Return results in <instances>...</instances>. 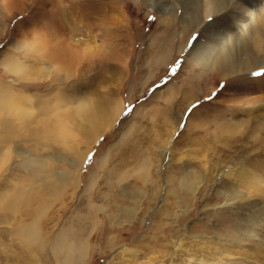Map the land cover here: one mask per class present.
<instances>
[{
    "label": "rangeland",
    "instance_id": "obj_1",
    "mask_svg": "<svg viewBox=\"0 0 264 264\" xmlns=\"http://www.w3.org/2000/svg\"><path fill=\"white\" fill-rule=\"evenodd\" d=\"M19 2L21 8L6 13L0 0V86L18 90L22 94H13L25 99L48 92V79L38 78L24 64L22 76L1 65L14 58L20 62L25 54L20 48L30 53L38 26L58 43L79 45L80 58L104 54L108 46L103 39L113 36L109 42L118 41L119 54L127 58L126 75L117 82L106 78L98 83L94 76L101 67L94 63L95 72L76 73L64 85L52 83L64 92L73 86L77 97L105 95L121 101L123 109L113 127L88 146L70 134L82 163L75 182L51 197L45 212L36 203L41 189H29L38 184L30 177L37 174L34 168L44 167L38 175L48 181L53 179L47 167L54 172L68 169L54 158L33 162L30 168L13 153L3 160L0 264H54L48 250L61 228L85 239L83 264H264V130H255L252 121L262 114L258 120L264 122V94L258 107L246 109L221 103L218 93L224 86L264 79V32L261 51L246 41L241 59L262 67L228 73L210 67L213 54L203 51L239 34L229 12L204 18V8L192 0H163L155 6L137 0L130 11L99 5L109 0ZM75 62L79 72L84 66ZM29 64L40 68L33 60ZM94 89L97 94H91ZM14 114L9 105L6 112L0 110V120ZM33 153L71 156L55 142ZM228 169L234 176L240 172L237 182L218 176ZM193 177L201 179L194 196L189 187ZM15 185L29 193L5 207V195L9 200L18 195ZM133 208L135 215L129 216ZM33 220L38 240L22 244L14 230L20 221Z\"/></svg>",
    "mask_w": 264,
    "mask_h": 264
},
{
    "label": "bare ground",
    "instance_id": "obj_2",
    "mask_svg": "<svg viewBox=\"0 0 264 264\" xmlns=\"http://www.w3.org/2000/svg\"><path fill=\"white\" fill-rule=\"evenodd\" d=\"M76 1L82 2L83 0ZM136 1L137 0H109V3H99V5H101V7H105L106 9L109 7L125 6V8L129 10L130 4ZM161 1L163 0H139V3L149 2L151 6H155L161 3ZM185 1L187 0H173V2L176 3ZM192 1L195 2V5L202 6L204 8V18L212 15L218 16L224 12L231 13V18L234 20V24H236V29L239 27L241 30L240 32L238 31V35L231 36L228 40L222 39L215 49L213 48L211 51L207 50L206 53L203 51V55H206L207 53L213 54L214 60L210 64V67L224 70L228 73L241 72V70H246L248 73V70L262 67V65H256L255 60L248 64L246 60V62H242L243 60L241 59H243V47L246 41H249L254 49L261 51L263 39L260 38V34L262 35L264 32V0ZM20 2L19 0H4L2 8L6 10V13L11 12L14 7L19 6ZM166 2H168V0H166ZM3 15L4 14L0 9V19ZM88 24L91 27V23L89 22ZM115 25L113 24V26ZM40 29L41 27L38 26V31L40 32L39 36L34 39L31 38L32 42L30 43V53L23 52L22 48H16L19 49L18 52L25 53L22 58L24 60L28 58V62H23L22 58L20 62L15 61V58L8 59L6 62L1 64L7 71L18 70L17 72L19 76H22L23 72L20 71V68L23 67L21 64H24L25 67L32 69L30 71H34L38 78H43L45 80L48 79L51 85L52 83L64 85L67 82V79L75 76L76 73H80V75H83L86 72L89 73L93 69L94 63H96L99 68L101 67V69L96 73V76H94L97 78L98 83L107 82L106 78L108 79V82L109 80H115V82H117L126 75L125 61L127 58H123L119 54L117 46L119 44L118 41H115L116 44L113 43V45L109 42L113 36L110 35L104 37L103 42H106L108 46V49H106V51L104 50V54H97L95 57L91 52V54H82V58H80L77 56L80 55L79 45L72 43H58L59 41L54 40L49 34V31H42ZM115 32L116 31H113L112 35H114ZM118 35L119 34L117 33V36ZM195 46L196 44L194 45V48H197ZM12 57L14 56L12 55ZM31 60H33L34 63L39 64L40 68L30 65L29 62ZM78 60L79 62L82 61V66H84L79 72L77 71L75 62ZM108 61L115 62V65ZM73 64L75 67L72 69ZM104 74H106V76H104ZM256 79H252L251 82L245 86L242 84L237 85L234 88L232 85H228V87L224 86V88L218 92L220 93V102L229 106L233 104L232 106L241 105L248 107L249 105H254V107H258L256 105L260 103L263 98L261 95L264 94V79L262 78L257 82L255 81ZM51 85L49 86L47 93L35 95L33 99H25L19 95L13 94L22 93L18 90L13 92V90L8 88L6 85L5 87L0 86V110L6 112V110L9 109V105H11L16 111V114L13 116H4V119L0 120V165L4 159L9 158L10 153H13L17 156V158L19 157L25 168L33 167V162L37 161L43 163L44 159L54 158L68 169L54 172L50 169V167H47L46 169L49 168L50 178L53 179V181H48L44 178V176H42L43 174L38 175V172H42V168L44 167L34 168L36 171L35 173L37 174L32 172L33 174L30 177H32L31 179L38 181V184L35 187L30 186L29 189L30 191L37 188L41 189L39 190L40 193H42V196L38 197L39 201L36 203H38L39 208L43 212H45L48 206H51V197L59 196L70 181L75 182V172L82 163V157H80L77 153V143L72 139L70 134L75 133L80 138L79 140L83 141L88 146L113 127L114 123L118 119L119 113L123 109L121 101H117L116 103L112 99L107 98L105 95H101L98 98L87 99L85 97H77L76 93H74L75 90L73 86H68V88L64 86L66 88V91L64 92V89L62 90L59 87ZM216 86L217 85H215L213 89H215ZM92 93L97 94L98 90L94 89L91 94ZM254 93L255 96H253ZM52 95L57 96H55L56 98H50ZM13 99L17 101L21 100V103L11 101ZM254 107L253 111L256 110V108L254 110ZM250 108L251 107H248L246 109ZM260 115L262 114L254 115L252 120L254 122V129L259 132L264 130V122L261 121L262 119L259 117ZM258 118L261 120H258ZM53 130H57L59 135L57 133H53ZM54 142L60 144L62 148L69 150L71 156L69 157L61 153H58V155H36L33 153L37 149L40 150L42 148L49 147ZM32 148H34V151ZM239 175L240 172H238V175L234 176V172H231L228 169L225 172L219 173L218 176L221 178H227L228 180L230 178V181L237 182L239 180ZM193 178V184L189 187L194 196L197 186L201 184V179H197L196 177ZM15 186L16 191L14 192H17V197L15 196L13 200H9L6 195L5 197L2 196L4 198V202L2 204L5 207H9L11 205L13 206V204L21 200V197L24 198L26 194L29 193V189L28 191H19V187H17V185ZM229 195H231V192H229ZM135 212L136 210L133 208L128 210L127 214L129 216H134ZM35 221L33 220L30 224L27 222V224H25L20 221V224L17 223L19 226L16 229L14 228V233L20 236L19 240H21L20 242H22V244L38 240L39 235L36 229L37 224H35ZM67 232H69V230H65L63 228L56 232L48 250L51 254L50 256H52L54 264H83L86 241L85 239L79 237L78 234L75 236L74 234L67 235ZM39 247L43 251L44 245L39 244ZM199 264L206 263L200 261Z\"/></svg>",
    "mask_w": 264,
    "mask_h": 264
},
{
    "label": "snow or ice",
    "instance_id": "obj_3",
    "mask_svg": "<svg viewBox=\"0 0 264 264\" xmlns=\"http://www.w3.org/2000/svg\"><path fill=\"white\" fill-rule=\"evenodd\" d=\"M253 75H256V73H253Z\"/></svg>",
    "mask_w": 264,
    "mask_h": 264
}]
</instances>
